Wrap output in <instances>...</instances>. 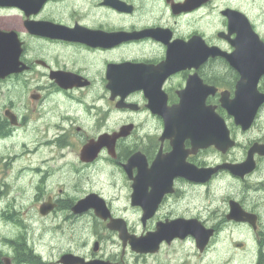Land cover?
<instances>
[{
    "label": "flooded vegetation",
    "instance_id": "1",
    "mask_svg": "<svg viewBox=\"0 0 264 264\" xmlns=\"http://www.w3.org/2000/svg\"><path fill=\"white\" fill-rule=\"evenodd\" d=\"M0 30V264H264V0H0Z\"/></svg>",
    "mask_w": 264,
    "mask_h": 264
},
{
    "label": "water",
    "instance_id": "2",
    "mask_svg": "<svg viewBox=\"0 0 264 264\" xmlns=\"http://www.w3.org/2000/svg\"><path fill=\"white\" fill-rule=\"evenodd\" d=\"M11 36H12L11 33H6L0 30V71L4 73L7 70L10 71V69L14 67L12 66L13 56L8 49V46L10 44L9 38H11ZM252 39L254 40L252 42V100L256 101V103L258 104L264 100V94L260 93L258 90V81L262 77V75H264V46H263L264 43L260 40L259 35L254 31H252ZM17 57L18 55L16 56V59ZM226 57L233 66H236L235 54H228L226 55ZM245 78H249V76L244 75L243 80ZM250 92L251 90L247 87L246 84L244 85L243 89L238 88L235 99L225 104V107L228 109L230 114L235 115L237 117L246 115L249 117V119L252 118V112L248 104L244 102H239V101H249ZM248 123L249 122L246 123L243 122L244 125L245 124L247 125ZM185 126L188 125H184V127ZM210 139H217V138L210 137ZM221 141H225L228 144L232 142L230 141V136L227 127H225V134L224 137L221 138ZM235 165L232 166L229 165V166L233 168H237ZM77 207L78 206H75L74 209L77 210ZM61 261L64 264H76L82 262L83 259L72 254H65L62 256ZM82 264H87V263H82ZM92 264H105V263H92Z\"/></svg>",
    "mask_w": 264,
    "mask_h": 264
},
{
    "label": "rangeland",
    "instance_id": "3",
    "mask_svg": "<svg viewBox=\"0 0 264 264\" xmlns=\"http://www.w3.org/2000/svg\"><path fill=\"white\" fill-rule=\"evenodd\" d=\"M28 204L29 203H26V204H24V212L25 211H27L28 210ZM26 216V215H25ZM18 222H21V221H17V224H18ZM49 222V221H48ZM22 223V222H21ZM18 225H20V224H18ZM14 226V225H13ZM11 227V229H7V231L5 232V234H7V233H9V234H11V233H13V234H15V233H17L18 232V230H17V232H16V230H12L13 228H15V227ZM18 227V226H17ZM21 227L23 228V225H21ZM20 227V228H21ZM3 229H5L2 225H0V246L1 245H3L2 244V242L4 241L3 240V234H2V232H3ZM18 229V228H17ZM9 231V232H8ZM36 232H34V235H35V237H31V234H30V238H31V242L33 243V244H37V245H40V246H46V247H48V252H49V255L51 256V257H58V253L57 252H53V246H51L50 245V243L49 242H52V243H54V244H61L60 242H59V240H55V239H53L52 238V234H44L42 231H41V229L39 230V229H37V230H35ZM16 236V235H15ZM13 237L15 240H17V244L18 243H20V237L17 235L16 237ZM59 238H61V237H59ZM69 238H71V236H69ZM63 239L64 240H66L65 239V237H63ZM13 243L15 244V241H13ZM65 248H70V247H68V246H65ZM5 250H7V252L8 251H12V248L11 249H9V246H7L6 248H4ZM40 250H42V251H44V249L41 247V249Z\"/></svg>",
    "mask_w": 264,
    "mask_h": 264
}]
</instances>
